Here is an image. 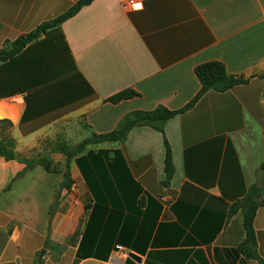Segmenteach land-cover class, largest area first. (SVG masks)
Instances as JSON below:
<instances>
[{"label":"crops","instance_id":"crops-1","mask_svg":"<svg viewBox=\"0 0 264 264\" xmlns=\"http://www.w3.org/2000/svg\"><path fill=\"white\" fill-rule=\"evenodd\" d=\"M76 1L0 0V49ZM128 1L93 0L0 62V139L13 140L17 156L53 159L70 120L86 130L85 138L112 130L130 111L184 106L200 87L194 67L208 60L248 81L205 92L165 123L174 166L167 185L163 135L149 126L133 127L121 143L89 147L107 151L109 159L117 150L134 182L121 180L120 196L100 204L107 214L94 217V230L107 224L106 258H77L95 200L74 159L69 190L61 188L63 162L52 169L49 159L48 169L36 164L19 176L36 167L60 176L48 224L46 207L37 214L29 199L27 208L17 205L32 191L26 183L24 196L11 200L25 164L0 156V264H257L230 252L245 232L241 212L227 214L251 184H264V0H138L135 8ZM124 89L138 95L105 100ZM49 141L59 142L52 153ZM103 160L93 175L98 182L109 170ZM253 226L264 259V205ZM100 235L86 240L87 251L98 250Z\"/></svg>","mask_w":264,"mask_h":264},{"label":"trees","instance_id":"trees-1","mask_svg":"<svg viewBox=\"0 0 264 264\" xmlns=\"http://www.w3.org/2000/svg\"><path fill=\"white\" fill-rule=\"evenodd\" d=\"M93 0H77L69 8L57 16L48 19L41 24L37 25L33 30L18 36L13 41H6L3 48L0 49V62L11 59L16 54L21 52L29 43L39 39L47 30L59 26L62 22L68 18L74 16L83 6L88 5ZM194 73L200 83V87L195 96L189 100L184 106L177 109H169L164 105H157L150 110H134L125 114L116 124V126L107 132L95 133L91 132L89 136L80 140L76 145L70 146L67 143H59L52 148L53 152H58L65 157V167L63 170V180L61 188L66 190L70 189L73 182L70 174V162L75 160L79 166L82 174L84 175L86 182L89 186V190L95 200V205L90 210L89 218L86 223V227L80 241L77 258H84L87 256H99L106 258L107 247L102 252V249L107 246V224H100L97 226V230H94L96 222L94 217L96 214L106 213L107 208L103 211L100 204L105 203L107 205V198L113 196V199L120 196L122 189L126 187V183L121 184V180L128 182V184L134 183L129 177L127 170L123 162L118 159V151L115 150V156L109 159L107 151L99 150L94 152L89 149L90 146H95L102 142H117L121 143L125 140L127 133L135 126H149L154 130L160 132L163 135L164 145V173L165 178L162 181L164 185H167L173 176L174 166L172 161V152L169 142L164 135L165 123L174 116L189 110L195 105L199 98L207 91L214 90L217 92H223L232 87L246 83L248 78L233 76L226 70V66L219 60H208L197 64L194 67ZM264 79V72L260 75ZM137 92L131 89H124L116 94L107 97L105 100L111 103L119 102L120 100L136 96ZM264 132V129H263ZM0 156L5 160L16 159L25 164L23 171L19 172L17 176L22 175L25 170L34 167L36 164H41L48 169L49 160L46 157L42 158H24L19 157L14 152V142L11 139H0ZM117 156V158H116ZM106 160L107 169L106 176L101 177L100 182L93 179L94 171L98 170V166L104 164ZM122 166L123 170L120 171L119 167ZM260 169L264 171V161L260 164ZM105 171V170H104ZM126 172V173H125ZM125 175L123 176V174ZM102 174V172H101ZM90 176H92L90 180ZM115 178V180H114ZM135 185V184H134ZM136 187V186H135ZM139 192V190L137 189ZM139 203L141 200L139 199ZM264 205V184L258 186L256 183L251 184L245 195L235 200L229 207L227 216L230 217L237 211L241 212L242 224L245 232L242 241L234 248L230 249L233 255L241 254L249 259H254L257 264H264V259L258 255L256 249L255 230L253 226L254 217L259 207ZM85 210L90 209V205H84ZM96 218V217H95ZM91 219V220H90ZM107 223V221H106ZM102 226V227H101ZM96 234L94 241L98 234L100 239L96 244V250L94 253L86 250V240L90 241L91 236ZM98 239V238H97ZM103 247V248H102Z\"/></svg>","mask_w":264,"mask_h":264},{"label":"rangeland","instance_id":"rangeland-1","mask_svg":"<svg viewBox=\"0 0 264 264\" xmlns=\"http://www.w3.org/2000/svg\"><path fill=\"white\" fill-rule=\"evenodd\" d=\"M72 120L69 121V129L65 130L62 132V138L63 141L65 140L67 142V144H69L70 146H74L76 145L80 140H82V138L84 136H86V130L84 128H82L81 125L77 124L78 122H76L75 124H72ZM73 126V127H72ZM67 136V137H66ZM62 141V142H63ZM64 141V143H66ZM59 143V142H56ZM54 141L53 143H51L49 141V143L47 145H45V148L49 150V153H52L51 148L54 146V144H56ZM46 152V151H45ZM45 154V153H44ZM54 157L53 159H50V155L46 154L44 155V157L48 158V160L50 159L51 164H52V169L55 168H59V164L61 162L65 163V158L64 156H62L61 154L58 153H53ZM24 174V173H23ZM22 174V175H23ZM20 175V176H22ZM33 175V177H32ZM40 175H46L45 178L39 179ZM19 177V176H17ZM22 177H19L16 179L17 183L15 184V188H14V192L11 194V200H15L18 201V196H24V188L25 187V183L26 186H30V188H32L31 193H26V197H21V200L19 201V203H17V205H19L22 209L25 207L27 208L28 203H27V199H29L31 201V205H30V209L31 211H36L37 210V214L44 211L45 207H46V211L48 213V224L50 223L51 220V216L54 210V202H52L53 198H56V195L58 194L59 190L57 191V186L59 184V175L56 174H49V173H45L41 167H36L33 170H31L29 172V174L24 178L21 179ZM23 194V195H22ZM21 209V212L19 213V219H21V223L19 225V227L21 229H23V222L25 219L23 210ZM24 216V217H23ZM43 214H42V221L40 223H38V228H43L44 226V219H43ZM50 228H47V232H49ZM48 241V239H47ZM41 252V251H40Z\"/></svg>","mask_w":264,"mask_h":264},{"label":"built area","instance_id":"built-area-1","mask_svg":"<svg viewBox=\"0 0 264 264\" xmlns=\"http://www.w3.org/2000/svg\"><path fill=\"white\" fill-rule=\"evenodd\" d=\"M140 2L138 0H129L125 5L131 8L138 7Z\"/></svg>","mask_w":264,"mask_h":264},{"label":"water","instance_id":"water-1","mask_svg":"<svg viewBox=\"0 0 264 264\" xmlns=\"http://www.w3.org/2000/svg\"><path fill=\"white\" fill-rule=\"evenodd\" d=\"M128 256L131 257L132 259L138 261V262L140 261V257H138L136 254H134L132 252H128Z\"/></svg>","mask_w":264,"mask_h":264}]
</instances>
